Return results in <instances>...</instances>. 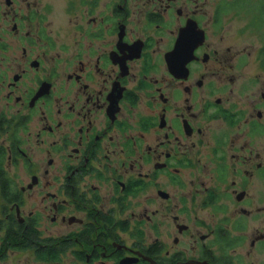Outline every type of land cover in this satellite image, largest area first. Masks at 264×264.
<instances>
[{"label": "flooded vegetation", "instance_id": "flooded-vegetation-1", "mask_svg": "<svg viewBox=\"0 0 264 264\" xmlns=\"http://www.w3.org/2000/svg\"><path fill=\"white\" fill-rule=\"evenodd\" d=\"M255 32L264 0H0V264H264Z\"/></svg>", "mask_w": 264, "mask_h": 264}, {"label": "rangeland", "instance_id": "rangeland-1", "mask_svg": "<svg viewBox=\"0 0 264 264\" xmlns=\"http://www.w3.org/2000/svg\"><path fill=\"white\" fill-rule=\"evenodd\" d=\"M235 28H242V23L236 25ZM249 33V32H248ZM243 41V43L245 45L251 46L252 49L258 51L260 50L263 45L264 42L261 39V37L259 36V34L257 32L255 33H251L245 35L244 37H242L241 39ZM256 69L255 72L259 73L261 72L260 67L261 64L259 62H256L255 65H253ZM264 66V64H263ZM31 199L34 201V197L32 196ZM29 203V208L31 207V204H33L32 202H28ZM50 234H54V236L59 235L56 231L57 230H50ZM74 255L71 252H68L67 256H65L62 260V262L60 264H84V263H80L74 260ZM5 264H45L43 262L38 261L35 256L33 255L32 252H18V251H9L8 253V257L7 260L5 262Z\"/></svg>", "mask_w": 264, "mask_h": 264}, {"label": "trees", "instance_id": "trees-1", "mask_svg": "<svg viewBox=\"0 0 264 264\" xmlns=\"http://www.w3.org/2000/svg\"><path fill=\"white\" fill-rule=\"evenodd\" d=\"M28 234L23 235V237L21 238L19 234L15 232H9L7 235L8 238L7 240L11 245H13L12 246L14 247L13 249H16L17 244H19V242L22 241L24 247L23 250H27V249L32 250L33 233L31 232ZM64 255H65V250H63V248L61 247L60 248L55 247L51 249L50 248L40 249L34 254L35 258L38 261L44 262L45 264H60L63 261L62 258Z\"/></svg>", "mask_w": 264, "mask_h": 264}]
</instances>
